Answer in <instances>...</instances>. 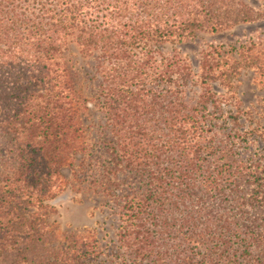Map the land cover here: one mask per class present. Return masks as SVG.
<instances>
[{"label": "trees", "instance_id": "1", "mask_svg": "<svg viewBox=\"0 0 264 264\" xmlns=\"http://www.w3.org/2000/svg\"><path fill=\"white\" fill-rule=\"evenodd\" d=\"M263 19L245 0H0V132L18 160L0 180V264H264V166L237 154L258 127L226 115L211 52L194 102L188 67L166 52ZM74 47L90 64L84 85ZM236 51L226 82L248 69L264 78V32ZM94 111L91 148L111 161L99 172L139 184L120 195L107 178L103 192L123 204L104 255L84 237L59 240L49 203L65 166L88 171Z\"/></svg>", "mask_w": 264, "mask_h": 264}, {"label": "rangeland", "instance_id": "2", "mask_svg": "<svg viewBox=\"0 0 264 264\" xmlns=\"http://www.w3.org/2000/svg\"><path fill=\"white\" fill-rule=\"evenodd\" d=\"M245 1L261 11L264 10V0ZM263 32L264 19L254 23L240 24L217 34H201L194 41L168 46L166 52L167 55L181 59L188 67L192 84L187 87L185 93L192 102L204 90L202 78L207 76L208 70L211 71L213 77L209 83L213 92L221 99H229V101L223 100L221 104L226 115L231 111H241V124H238L237 128L246 130L248 126L254 125L258 127V134L261 135L258 139L249 137L246 141H239L237 154L242 158H252L253 162H259L264 166V78L254 70L248 69L235 74L229 83L224 80L223 74L230 65L239 60L236 48L251 38H259ZM70 51L68 58L76 62V67L82 68L81 85H84L89 78V76L85 77L84 73L90 72V64L80 57L77 48L74 47ZM210 52L215 58L211 57L215 65L212 66V70L210 68L206 71L202 62L205 56L209 57ZM101 117L102 114L97 111L83 117L86 139L90 144L88 151L83 153L89 158L86 160L85 169L88 171L76 174L78 173L76 166L72 164L65 166L58 181L56 196L49 203L53 206L51 221H56L53 228H57L56 236L59 240L68 243L70 241L67 240L68 238L78 235L92 244H97L98 250L104 255L112 252L117 239L120 210L123 204L121 199H117L116 203L110 201L108 194L112 193L103 192L104 188L107 186L109 188L107 178H112V181L116 182L112 186L120 195L124 194V190H132L139 184L136 176L125 175L115 180L111 174L103 177L99 172L100 168L111 163L105 150L99 149L97 145L94 146V150L91 148L97 142ZM221 121L219 124L222 123ZM226 125L228 128L235 127L232 122ZM91 152L94 154V160L88 156ZM74 157L76 160L81 159V155ZM89 163L90 166H88ZM76 164L77 161H74V165ZM17 165L18 160L14 154L10 153V147L0 132V180L7 173H12Z\"/></svg>", "mask_w": 264, "mask_h": 264}]
</instances>
